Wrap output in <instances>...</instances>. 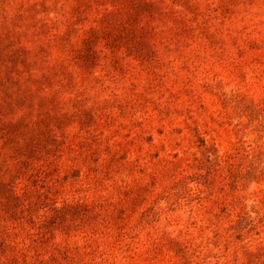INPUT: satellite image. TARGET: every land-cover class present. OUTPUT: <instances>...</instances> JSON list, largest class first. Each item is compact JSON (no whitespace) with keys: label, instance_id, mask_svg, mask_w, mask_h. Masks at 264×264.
<instances>
[{"label":"rangeland","instance_id":"1","mask_svg":"<svg viewBox=\"0 0 264 264\" xmlns=\"http://www.w3.org/2000/svg\"><path fill=\"white\" fill-rule=\"evenodd\" d=\"M0 264H264V0H0Z\"/></svg>","mask_w":264,"mask_h":264}]
</instances>
